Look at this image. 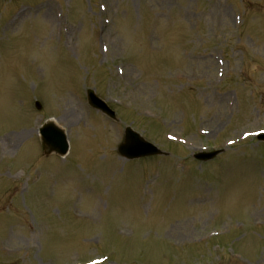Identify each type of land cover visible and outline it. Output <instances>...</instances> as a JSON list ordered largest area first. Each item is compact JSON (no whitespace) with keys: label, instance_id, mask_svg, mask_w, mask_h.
Here are the masks:
<instances>
[{"label":"rangeland","instance_id":"obj_1","mask_svg":"<svg viewBox=\"0 0 264 264\" xmlns=\"http://www.w3.org/2000/svg\"><path fill=\"white\" fill-rule=\"evenodd\" d=\"M261 132L264 0H0V264H264Z\"/></svg>","mask_w":264,"mask_h":264},{"label":"water","instance_id":"obj_2","mask_svg":"<svg viewBox=\"0 0 264 264\" xmlns=\"http://www.w3.org/2000/svg\"><path fill=\"white\" fill-rule=\"evenodd\" d=\"M89 102L92 106L103 110L112 117L115 114L107 107L104 102L98 99L92 91L89 92ZM43 135V147L46 154L56 151L61 154H65L68 150V144L66 143V137L63 132L57 128L54 124L49 123L41 130ZM120 151L123 155L129 158H136L139 156H148L160 154V151L150 143L144 141L139 135L128 130L127 141L120 147ZM218 152L208 155H200L199 158L203 160H209L215 157Z\"/></svg>","mask_w":264,"mask_h":264},{"label":"bare ground","instance_id":"obj_3","mask_svg":"<svg viewBox=\"0 0 264 264\" xmlns=\"http://www.w3.org/2000/svg\"><path fill=\"white\" fill-rule=\"evenodd\" d=\"M59 120H57V122H58ZM11 137L9 136V137H6V138H4L3 140H2V144H3V147L5 148V147H10L11 146V139H10ZM12 148L13 147H10V149L9 150H12ZM188 227H189V223L188 222H184V223H181V226H179V227H177L176 229H179V228H181V229H184L183 231H186L187 229H188ZM175 233H181L182 232V230H176V231H174ZM170 233V232H169ZM13 235H10L9 236V238L6 240V241H4V244H6V245H8L9 246V244H11V242H12V240H13Z\"/></svg>","mask_w":264,"mask_h":264}]
</instances>
